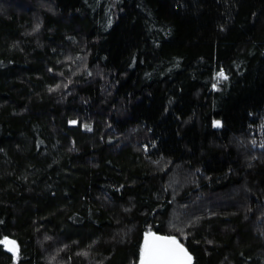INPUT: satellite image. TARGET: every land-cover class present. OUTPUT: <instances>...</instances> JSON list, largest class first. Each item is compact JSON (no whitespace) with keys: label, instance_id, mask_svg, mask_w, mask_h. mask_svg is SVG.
I'll return each instance as SVG.
<instances>
[{"label":"trees","instance_id":"obj_1","mask_svg":"<svg viewBox=\"0 0 264 264\" xmlns=\"http://www.w3.org/2000/svg\"><path fill=\"white\" fill-rule=\"evenodd\" d=\"M151 231L264 264V0H0V264Z\"/></svg>","mask_w":264,"mask_h":264},{"label":"snow or ice","instance_id":"obj_2","mask_svg":"<svg viewBox=\"0 0 264 264\" xmlns=\"http://www.w3.org/2000/svg\"><path fill=\"white\" fill-rule=\"evenodd\" d=\"M220 78L227 79L223 70L217 73V82H219ZM216 123L219 126L220 122L217 121ZM6 241H8V238H5V241H0V243ZM153 241L154 243H148L146 240L145 248L141 250V264H190L192 260L191 255L178 242L176 237L153 235ZM9 243L15 245L14 241H10ZM11 250L18 253V246L13 247Z\"/></svg>","mask_w":264,"mask_h":264},{"label":"water","instance_id":"obj_3","mask_svg":"<svg viewBox=\"0 0 264 264\" xmlns=\"http://www.w3.org/2000/svg\"><path fill=\"white\" fill-rule=\"evenodd\" d=\"M153 235H155V236H159V237H171V236H168V235H164V234H160V233H158V232H155V231H151L150 232V239H149V241H148V243H154V241H153ZM8 238V241H6V247L7 248H10L11 246H12V244L11 243H9L10 241H13V239H11L10 237H7ZM178 242L180 243V244H182L183 245V247L187 250V252L190 254V251H189V249L181 242V241H179L178 240ZM191 255V254H190ZM190 264H191V262H190Z\"/></svg>","mask_w":264,"mask_h":264}]
</instances>
